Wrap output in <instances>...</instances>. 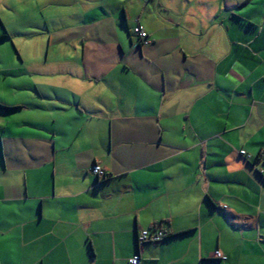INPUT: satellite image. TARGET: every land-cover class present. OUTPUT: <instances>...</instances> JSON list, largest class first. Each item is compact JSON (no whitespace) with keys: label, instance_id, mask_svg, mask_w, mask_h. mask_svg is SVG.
Returning <instances> with one entry per match:
<instances>
[{"label":"crops","instance_id":"1","mask_svg":"<svg viewBox=\"0 0 264 264\" xmlns=\"http://www.w3.org/2000/svg\"><path fill=\"white\" fill-rule=\"evenodd\" d=\"M32 3L58 57L0 71V264H264V0Z\"/></svg>","mask_w":264,"mask_h":264},{"label":"rangeland","instance_id":"2","mask_svg":"<svg viewBox=\"0 0 264 264\" xmlns=\"http://www.w3.org/2000/svg\"><path fill=\"white\" fill-rule=\"evenodd\" d=\"M27 1L31 5L24 6L23 0H0L1 22L5 25V27L7 26L10 31L13 30L14 32H19L20 34L13 38L10 43H5L0 46V71H3L1 73H5L4 75L6 78H8L7 72L10 68L11 71L15 70V74H27L34 72V67L39 68L40 64L45 60L46 56H49L50 62L57 60L58 57V48L50 47L48 49V46L43 43L44 41L42 37H34L32 35H29L31 33L24 32L25 30L30 31L33 26L36 27L37 20H39L37 11H35L32 3L33 0ZM127 6H131L129 2H127ZM256 6H258V4ZM28 9H30V15L25 19L23 14ZM244 9L242 8L241 10H239V12H242ZM2 23L0 24V32H2ZM4 47L9 48V58L4 55ZM46 67L47 70H49L50 64H48V66ZM2 77V74H0V78ZM1 83L2 82L0 81V84ZM3 98L7 100V102L10 100V97H8L7 93L4 94ZM3 104H5V102L0 99V107H3Z\"/></svg>","mask_w":264,"mask_h":264},{"label":"built area","instance_id":"3","mask_svg":"<svg viewBox=\"0 0 264 264\" xmlns=\"http://www.w3.org/2000/svg\"><path fill=\"white\" fill-rule=\"evenodd\" d=\"M133 34L139 39V41L143 45H148L150 43L146 31L139 24H136L135 27L133 28ZM239 153L240 155L246 154L245 151L243 150L240 151ZM92 173L99 178H105L106 176L105 171L99 165H96L92 168ZM166 236H167L166 232H163L161 230L158 231L141 230L138 233L137 242L139 245H143L145 243H158L161 240H163ZM215 257L217 259H222V260L226 259V257L223 256L219 251L215 252ZM140 262L141 259L139 255L132 257L128 261L129 264H140Z\"/></svg>","mask_w":264,"mask_h":264},{"label":"trees","instance_id":"4","mask_svg":"<svg viewBox=\"0 0 264 264\" xmlns=\"http://www.w3.org/2000/svg\"><path fill=\"white\" fill-rule=\"evenodd\" d=\"M3 38H6V36H2L0 39H3ZM0 110L6 112V111H12L13 109L12 108H9V107H4L3 106V107H0Z\"/></svg>","mask_w":264,"mask_h":264}]
</instances>
